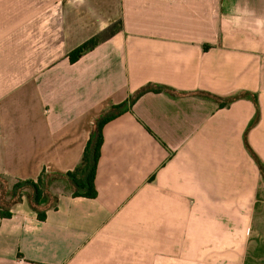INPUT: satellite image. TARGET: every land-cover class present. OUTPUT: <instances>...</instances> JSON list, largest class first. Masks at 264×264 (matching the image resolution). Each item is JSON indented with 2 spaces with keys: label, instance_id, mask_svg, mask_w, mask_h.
I'll list each match as a JSON object with an SVG mask.
<instances>
[{
  "label": "crops",
  "instance_id": "obj_1",
  "mask_svg": "<svg viewBox=\"0 0 264 264\" xmlns=\"http://www.w3.org/2000/svg\"><path fill=\"white\" fill-rule=\"evenodd\" d=\"M142 91L103 127L96 197L40 219L24 196L0 264H264V0H0V175L65 176Z\"/></svg>",
  "mask_w": 264,
  "mask_h": 264
},
{
  "label": "trees",
  "instance_id": "obj_2",
  "mask_svg": "<svg viewBox=\"0 0 264 264\" xmlns=\"http://www.w3.org/2000/svg\"><path fill=\"white\" fill-rule=\"evenodd\" d=\"M123 29V21L120 20L114 25L110 26L102 33L94 36L70 54V61L75 62L82 55L94 49L101 42L112 37L117 31ZM128 98L122 104L114 105L110 110L103 113L96 121L91 137L85 148L83 156L79 165L73 170L68 172L65 176L70 180L73 187V195L94 198L97 195L95 185L96 169L101 154V147L103 144V127L104 125L120 116L123 112L132 108L134 102L139 95ZM52 174L42 173L37 180H11L4 175H0V181L4 185H0V216L2 218H10L13 215V207L19 203L24 196L28 199L30 204L38 209V216L40 219L46 218V209L56 208L58 205V197L50 201L48 197L47 185L52 180ZM24 186H31L33 194L26 195L22 191ZM3 193L9 196V199L3 197ZM40 207V210H39ZM44 209V210H41Z\"/></svg>",
  "mask_w": 264,
  "mask_h": 264
},
{
  "label": "rangeland",
  "instance_id": "obj_3",
  "mask_svg": "<svg viewBox=\"0 0 264 264\" xmlns=\"http://www.w3.org/2000/svg\"><path fill=\"white\" fill-rule=\"evenodd\" d=\"M51 178L52 180L47 185L48 187L47 194H48L50 201L55 200V198L58 197L61 193H72L73 192L74 189L71 185V182L66 176L52 175ZM4 184H3V181H0V185H4ZM22 191L26 193V195L33 194V189L31 186H24ZM3 197L6 199L7 198L9 199V196L5 195L4 193H3Z\"/></svg>",
  "mask_w": 264,
  "mask_h": 264
}]
</instances>
